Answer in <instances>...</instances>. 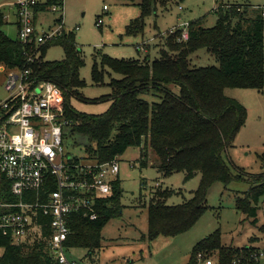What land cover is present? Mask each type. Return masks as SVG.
I'll return each instance as SVG.
<instances>
[{
	"label": "trees",
	"instance_id": "trees-1",
	"mask_svg": "<svg viewBox=\"0 0 264 264\" xmlns=\"http://www.w3.org/2000/svg\"><path fill=\"white\" fill-rule=\"evenodd\" d=\"M56 4L62 1L38 2L34 8L37 24L39 15L51 12ZM139 6L141 17L128 26L127 34L143 32L145 19L157 11V0H141ZM215 13L217 22L212 28L203 27L201 20L189 23L187 41L181 40L183 29L174 31L165 40L167 49L153 62L119 60L101 54L100 63L96 61L93 66V81L104 85L111 73L120 78L111 77L108 86L112 93L94 100L110 101V109L101 115H90L72 106V99L79 97V90L86 86L80 76L85 61L76 34L64 32L40 47L34 43L23 44L19 37L13 39L6 35L4 27L9 23L4 9L0 11V66L7 70H29L33 79L51 82L62 90L66 118L71 122L63 133L65 147L83 150L86 161L98 163L110 162L130 148H138L142 168L148 166L150 154H155L156 168L164 177L185 173V182H188L201 175L198 189L182 204L168 205L175 193L170 190L162 191L150 201L149 241L188 232L207 211V196L215 183L228 186L245 180L246 175L231 170L224 154L233 148L245 125L247 109L225 91L238 88L264 93V13L241 5L220 6ZM59 21L57 18L54 22ZM52 47L64 50L62 61L45 59ZM202 49L218 58V67L191 66L190 56ZM37 53L40 57H34ZM259 157L264 161V153ZM252 178L260 180L250 186L244 198L237 200L238 209L249 217L257 215L253 205H258L264 196V174ZM113 185V196L99 202L96 221L91 222L82 214L69 218L71 235L67 246L70 249L99 254L103 228L123 211L120 179ZM250 248L225 247L221 235L214 233L195 245L189 264L200 252H216L219 264H233L242 254L249 257ZM0 249V264H59L49 255L44 241L17 247L0 234Z\"/></svg>",
	"mask_w": 264,
	"mask_h": 264
},
{
	"label": "rangeland",
	"instance_id": "rangeland-1",
	"mask_svg": "<svg viewBox=\"0 0 264 264\" xmlns=\"http://www.w3.org/2000/svg\"><path fill=\"white\" fill-rule=\"evenodd\" d=\"M140 3L141 0H64V22L76 34V42L85 61L80 76L86 86L79 90V97L72 99V106L77 111L101 115L110 109V101L94 100L110 95L112 90L108 84L111 77L119 79L120 76L108 70L111 75H107L104 85L93 81V66L96 61L100 63L101 54L119 60L153 62L159 59L162 50L167 49L165 40L177 29L186 30L189 23L199 20L205 28L214 27L217 22L215 10L220 6H250L264 13V0H157V11L145 19L143 32L127 34L128 26L141 17ZM4 11L9 23L4 32L15 39L19 33L17 18L12 8L7 7ZM59 16V13H42L38 30L42 32L54 27ZM99 19L103 21L101 25L97 24ZM138 46L141 47L139 52ZM36 55L40 57V53ZM64 58L61 47H52L45 55L50 62ZM190 61L195 68L219 66L218 58L205 49L192 54ZM6 81L7 73H0V100L7 96L4 89ZM225 92L247 109L245 125L233 148L224 154L231 170L246 175L245 180L228 186L215 183L207 196V211L188 232L149 241L150 201L162 191L170 190L175 193L169 198L168 205L182 204L198 189L201 175L188 182H185V173L164 177L156 168L158 158L155 154H150L148 166L142 168L140 150L130 148L118 158L123 188L122 215L110 220L103 228L99 254L90 255L86 249H72L68 253L72 260L82 264H189L195 245L219 233L223 246L235 249L251 247L252 253H262L260 264H264V196L258 205H253L257 208L255 217H249L237 207V200L244 198L250 186L260 180L252 177L264 174V161L259 157L264 153V93L238 88H229ZM76 152L86 155L80 149ZM210 255L219 259L216 252Z\"/></svg>",
	"mask_w": 264,
	"mask_h": 264
},
{
	"label": "built area",
	"instance_id": "built-area-1",
	"mask_svg": "<svg viewBox=\"0 0 264 264\" xmlns=\"http://www.w3.org/2000/svg\"><path fill=\"white\" fill-rule=\"evenodd\" d=\"M39 1L0 0V11L7 7L14 11L19 40L36 47L73 31L64 22L61 0L62 4L51 8L60 14V21L40 32L34 11ZM102 22L99 19L97 24ZM188 27L183 29V41L189 39ZM0 73H7V96L0 100V234L17 247L44 241L49 255L59 264H82L68 255L72 250L67 246L69 218L74 214H82L91 222L99 218V202L113 196V184L119 179L118 158L107 163L86 161L65 147L63 133L71 122L66 118L64 94L57 85L33 79L29 70L0 66ZM261 257L259 252L249 257L242 254L233 264H260ZM192 264L219 261L200 252Z\"/></svg>",
	"mask_w": 264,
	"mask_h": 264
},
{
	"label": "crops",
	"instance_id": "crops-1",
	"mask_svg": "<svg viewBox=\"0 0 264 264\" xmlns=\"http://www.w3.org/2000/svg\"><path fill=\"white\" fill-rule=\"evenodd\" d=\"M5 2H6V1H5ZM7 3H8V2H7ZM50 27H52V26H50ZM50 27H49V28H50ZM138 47H140V46H138ZM137 49H138V48H137ZM139 51H140V50L138 49V52H139Z\"/></svg>",
	"mask_w": 264,
	"mask_h": 264
}]
</instances>
